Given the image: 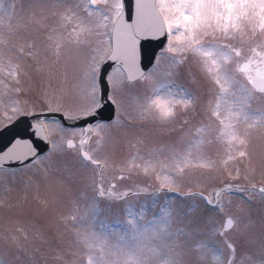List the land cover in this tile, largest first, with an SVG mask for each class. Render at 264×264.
<instances>
[{"label": "rangeland", "instance_id": "obj_1", "mask_svg": "<svg viewBox=\"0 0 264 264\" xmlns=\"http://www.w3.org/2000/svg\"><path fill=\"white\" fill-rule=\"evenodd\" d=\"M2 2L5 9L13 3L17 6V15L10 22L15 23L16 34L10 38L8 44L15 45L16 49L23 48L24 53L23 59H20L13 51L10 59L8 57L4 60L3 71L6 75L11 74L13 65H20L18 71L20 85L16 87L23 94L13 97L17 94H13L15 92L13 86L8 82L3 83L2 78L0 127L18 114L13 112L15 101L31 111H36L35 109L39 107L49 108V104L53 109L58 105L59 111L68 110L73 114L86 108L90 102L86 88L88 65L93 56L97 55L95 49L109 47L111 33L99 36L94 29L91 34H84L82 43L71 44L68 43V35L64 29L62 32L54 26L55 31L37 30L38 27L50 25L54 21L53 17L56 16L51 13L56 9L51 5L58 3V0H2ZM75 2L80 3L81 0ZM40 3L49 6L43 13L39 6H32ZM81 15L87 23V15L83 13ZM41 16L44 18L40 23L33 22L30 26H25L24 19ZM7 23L5 20L0 24V30H3ZM70 28L71 25L69 30ZM49 35L53 36V40L48 39ZM178 37L179 34H173V44L177 43ZM212 39V36L205 37V40ZM56 40L62 43L58 50L55 47ZM261 41H264V37L257 31L252 43L255 45ZM231 43L235 46L240 44L239 40ZM244 47L247 48L248 45L245 44ZM30 52L33 54L30 55ZM97 59L99 69L105 58L97 56ZM177 59L180 57L177 56ZM169 64L168 59L161 57L155 69L160 74L161 83L168 82L166 74L169 72ZM178 73L172 79L176 85L189 93L193 100L187 106L178 105L174 119L167 122L141 114L139 105L144 96L151 91L146 87V82L132 83L130 87L117 93V99L120 101L117 117L111 123L101 124L107 127L99 135V130L96 129L94 136L96 141L90 144L92 157L105 163L107 178L111 181L115 173H129L131 181L124 182L117 189L129 191L146 188L152 191L160 187H171L182 193L191 191L208 193L212 199L217 189L227 185L264 187V129L257 126L248 130V143L245 148L239 149L246 151L247 156L239 158L237 147L229 148L227 143L219 138L218 121L208 116L215 103L217 88L204 71L198 56L187 53L186 58L178 65ZM12 80L16 82V78ZM111 92L113 95V90ZM97 95L99 96L98 85ZM25 100L30 101L35 109ZM244 106L250 114L258 110L264 111V94L253 92ZM46 124L53 144L59 145V150H52L47 154L50 155L52 171L44 173L42 169L35 168L0 170V260L13 261V257L10 254L6 256L3 251V237L6 235L16 236L24 249L14 264H37L38 260H40L38 264H65L73 258V253L78 258L81 246L68 217L77 206L83 210L89 204L95 205L99 213L98 221L104 220L110 225L105 231L109 232V242L114 245L121 241L118 235L112 234V229L118 227L121 234L124 232L122 225H116L115 222L125 221L129 210L138 216L143 215L141 223L161 216L164 210L172 213L173 229L181 227L192 231L209 230L212 227L207 223L209 218L214 219L217 226H220L228 216H245L243 223L248 225V232L255 243L242 244L237 232L234 231L230 238L235 244L244 247L241 252L258 250L261 235L264 234V196L260 192L252 191L251 199L236 191L220 192L218 204L223 206V213L212 206L209 207L200 196L179 197L173 193L165 196L154 194L145 199L135 197L128 202L131 205L128 211L120 212L117 207L110 211L108 209L111 204L108 201L100 202L96 197L98 167L83 161L79 149L69 150L66 147V141L70 138L77 140L81 131L66 130L56 120L48 121ZM161 127H174L173 135L177 134V138L169 136V133L163 134ZM240 127L241 130L246 129L243 122ZM188 129L191 132H188ZM192 134L193 138H190ZM117 142L120 147L118 156L115 152ZM189 149L192 163L179 173L172 166V153ZM229 155L235 158L228 159ZM201 156L210 160L214 166L199 167L196 161ZM149 157L155 162V167L145 172L141 161ZM136 164H140V167H136ZM162 164L166 166L162 167ZM85 177H88L86 182ZM165 177L172 179L174 183L171 186L162 183ZM101 206L108 208V211L101 209ZM177 214L181 219H176ZM190 219L198 222L189 224ZM95 230H101L98 222ZM214 239L222 243L219 236ZM44 258L50 260L46 259L44 262ZM240 258L241 256L237 261ZM33 259H36V263Z\"/></svg>", "mask_w": 264, "mask_h": 264}, {"label": "snow or ice", "instance_id": "obj_2", "mask_svg": "<svg viewBox=\"0 0 264 264\" xmlns=\"http://www.w3.org/2000/svg\"><path fill=\"white\" fill-rule=\"evenodd\" d=\"M39 6L43 13L46 4H33ZM56 11L52 12L58 18L59 27L63 28L68 35V43L80 44L85 33L104 36L111 33L115 43L110 44L107 49L97 48L88 65L86 73V88L88 89L89 105L79 110L75 115H88L95 108L99 107V96L97 95V72L99 61L97 56L110 58L115 61L117 67L108 75V84L113 90L109 97L113 104L120 108V101L117 93L130 87L133 82H146V87L151 89L150 93L144 96L139 105L141 114L161 122L174 119L177 106H187L193 100L192 96L185 92L182 87L176 85L172 77L178 75V65L186 58L187 53L196 54L204 71L210 76L214 86L217 88L214 106L211 107L210 115L218 121L219 138L224 140L229 148L237 147L238 157L247 156L245 148L249 139V131L259 126L264 129V111L258 110L250 114L245 110V103L253 92L264 94V41L253 44L252 39L257 31L264 37V0H136V18L132 24H127L123 18L124 4L122 0H58V3L51 5ZM16 4L9 5L5 9L0 0V24L5 20L3 30H0V41L4 46L0 47V58L9 57L13 51L23 59L24 49H16L15 45L8 46L10 38L16 34V28L11 25V20L17 15ZM88 17L87 23L82 19L81 14ZM150 16L152 23L145 26V17ZM44 17L24 19L25 26L33 22L40 23ZM23 19V18H22ZM69 25L71 28L69 30ZM103 29V31H100ZM55 31V30H53ZM168 33V46L155 55L156 64L153 70L141 71L137 66V43L141 35H163ZM179 34L176 44H173V34ZM212 36V40H205V37ZM49 40L53 36L49 35ZM239 40V46L231 41ZM248 47L245 48L244 45ZM62 46L61 41H55L58 50ZM260 49L259 51L257 49ZM30 55L33 53H29ZM166 54H170L167 55ZM177 56L180 59H177ZM161 57L169 60V72L167 83L160 82V74L155 71ZM11 74L16 77L19 83L18 71L20 65H13ZM133 69L135 70L133 72ZM127 72V77H125ZM19 92L18 87L14 88ZM14 113L25 112L26 108L18 101L14 102ZM49 110H57L49 104ZM66 119L74 118V114L68 110L64 111ZM246 129L241 130V123ZM37 137L47 139L45 131L47 124L42 119H37L31 125ZM106 125H96L98 135L103 132ZM69 148L73 146V140L68 139ZM52 150H59V145L53 144ZM84 158L92 165L101 167V162L95 160L88 153ZM229 155L228 159H234ZM18 163L24 170L35 168L43 170L44 173L52 171L50 155H41L28 140L16 139L6 151L0 152V170L8 163ZM144 171L155 167L152 158L142 159ZM171 162L174 169L182 173L186 166L192 163L191 150L184 152H173ZM197 165L201 168H212L214 165L204 157L197 158ZM140 167V164H136ZM165 167L166 165H161ZM15 175V173H13ZM171 186L174 181L168 177L162 181ZM98 187L99 196H113V192ZM227 190L232 185L226 186ZM242 192L256 190L255 185L250 189H238ZM220 191H223L220 190ZM220 191L215 193L217 200ZM264 196V187L259 189ZM126 195V193H125ZM188 195L202 197L208 205H213L210 197H204L203 193H189ZM251 199V197H249ZM220 213H223V206L213 205ZM163 214L154 217L147 223H141L143 215H137L129 210L125 221H116V225H122L124 232L121 234L119 228H113L112 234L118 235L121 243L111 244L109 232L105 231L110 225L104 220L98 221V211L94 204L81 208L77 206L68 217L72 224L78 244L81 246L79 257L73 253V258L67 264H264V234L261 235L259 248L255 252L244 251L239 261L235 259L236 245L225 239L218 242L214 237H224L225 229H232L237 232L242 244L255 243L252 235L248 232V225L243 223L245 216L230 217L225 223L217 226V222L209 218L207 223L212 227L207 231H192L185 228L173 229V216L170 211L162 210ZM176 219H181L177 214ZM97 222L100 231L95 230ZM197 220L190 219L189 224L197 223ZM145 241H148L147 243ZM155 241V243H151ZM3 251L7 256L10 254L13 261L8 259L0 260V264H14L19 260L22 246L16 236L3 237ZM112 249H116L112 251ZM227 253V255H226ZM209 257L211 260H209Z\"/></svg>", "mask_w": 264, "mask_h": 264}, {"label": "water", "instance_id": "obj_3", "mask_svg": "<svg viewBox=\"0 0 264 264\" xmlns=\"http://www.w3.org/2000/svg\"><path fill=\"white\" fill-rule=\"evenodd\" d=\"M125 1V10L123 12V18L125 23L132 24L133 20L136 18V0H124ZM151 3L153 0H147ZM152 18L150 16L145 17L144 24L145 26L152 23ZM115 43L113 39V44ZM164 45V34L163 35H141L137 43V66L141 71H146L155 61V55L162 46ZM116 64L115 61L110 58L105 63L100 77L101 85V95H102V105L101 107L91 114L88 117H83L78 120H75L74 124H83V123H95L98 120L102 119H112L114 116V104L111 99H109V85L107 81V73L110 68ZM135 70L133 69V72ZM45 117L57 116L62 119V121L70 125L66 121V118L58 113H45ZM30 116H22L17 119L14 123L9 124L0 130V152L6 151L8 147L11 146V142H14L16 139L28 140L32 143L33 147L40 154L44 152L47 147V139L37 137L34 133L31 125L35 122L31 120ZM18 163L12 162L5 164L4 166H18Z\"/></svg>", "mask_w": 264, "mask_h": 264}, {"label": "flooded vegetation", "instance_id": "obj_4", "mask_svg": "<svg viewBox=\"0 0 264 264\" xmlns=\"http://www.w3.org/2000/svg\"><path fill=\"white\" fill-rule=\"evenodd\" d=\"M113 185H116V182L115 183L113 182Z\"/></svg>", "mask_w": 264, "mask_h": 264}]
</instances>
